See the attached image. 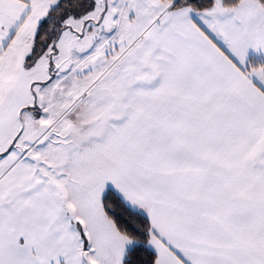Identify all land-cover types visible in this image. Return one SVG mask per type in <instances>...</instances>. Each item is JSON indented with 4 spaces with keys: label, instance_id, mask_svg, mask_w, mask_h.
Returning <instances> with one entry per match:
<instances>
[{
    "label": "snow or ice",
    "instance_id": "obj_1",
    "mask_svg": "<svg viewBox=\"0 0 264 264\" xmlns=\"http://www.w3.org/2000/svg\"><path fill=\"white\" fill-rule=\"evenodd\" d=\"M0 264H264V0H0Z\"/></svg>",
    "mask_w": 264,
    "mask_h": 264
}]
</instances>
